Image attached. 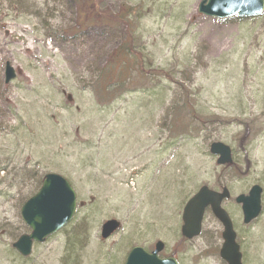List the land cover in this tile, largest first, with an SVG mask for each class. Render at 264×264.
Returning a JSON list of instances; mask_svg holds the SVG:
<instances>
[{"label":"rangeland","instance_id":"obj_1","mask_svg":"<svg viewBox=\"0 0 264 264\" xmlns=\"http://www.w3.org/2000/svg\"><path fill=\"white\" fill-rule=\"evenodd\" d=\"M83 1L0 0V264H123L131 247L156 241L178 264H226L208 209L199 236L180 235L183 206L203 185L229 190L222 207L242 264H264V10L217 19L197 13L200 0H93L90 11ZM125 7L132 16L119 22ZM83 14L110 26H80ZM124 38L140 74L103 99L96 80ZM215 141L231 164L216 163ZM49 172L68 180L76 208L22 256L12 244L30 229L19 210ZM253 184L261 211L244 224L234 198ZM107 219L121 225L103 240Z\"/></svg>","mask_w":264,"mask_h":264},{"label":"water","instance_id":"obj_2","mask_svg":"<svg viewBox=\"0 0 264 264\" xmlns=\"http://www.w3.org/2000/svg\"><path fill=\"white\" fill-rule=\"evenodd\" d=\"M263 7V0H200L197 12L204 16L220 19L231 16L254 17L262 14ZM3 75L5 83L16 76L15 70L7 61L4 64ZM209 152L217 156L216 163L219 165L232 162L231 150L222 142H212ZM261 191V187L254 184L246 195L239 194L235 197V202L241 205L244 224L259 215ZM227 198H229V192L225 187L221 191H215L207 186H201L183 207L180 232L186 239L197 236L200 233L204 210L209 207L214 217L222 225L223 242L219 249V257L226 264H242L231 220L221 207V202ZM75 206V193L68 181L56 173H46L38 190L20 207L21 220L31 231L19 236L12 246L20 255H29L34 242L44 241L46 237L57 232L71 220ZM118 228L117 220H106L101 226V238L106 239ZM162 247V242L158 241L154 250L147 253L143 248L135 246L128 252L124 264H177L173 258L159 259L157 257V253Z\"/></svg>","mask_w":264,"mask_h":264},{"label":"trees","instance_id":"obj_3","mask_svg":"<svg viewBox=\"0 0 264 264\" xmlns=\"http://www.w3.org/2000/svg\"><path fill=\"white\" fill-rule=\"evenodd\" d=\"M93 0H85L81 3V10H88L93 8ZM125 11L123 14L116 16V19H119V22L126 21L129 17L132 16L131 8L125 7ZM91 13V12H90ZM90 15V14H89ZM106 19V18H104ZM112 21V20H111ZM110 22V21H109ZM107 20L99 21L95 20V16H86L85 14L82 15L79 24L80 26L88 27L94 25H108L110 26ZM121 42L119 47L110 55L109 62L101 68L100 74L96 80V91L97 95L101 96L103 99L109 98L115 92L119 90L124 91L127 89L128 85L132 83V81L127 78L128 72L132 71L136 74L139 73V69L141 67L140 59L137 57L135 53L132 52L134 43L130 42L129 44L126 43V39ZM114 57H119V62H114ZM185 106V107H184ZM182 105L180 107V112L186 108L187 113L190 112V109H187V105ZM179 126V125H178ZM181 128V127H178ZM42 176H38L36 178V183L34 185V190L30 193V195L35 192L38 187L40 186Z\"/></svg>","mask_w":264,"mask_h":264},{"label":"flooded vegetation","instance_id":"obj_4","mask_svg":"<svg viewBox=\"0 0 264 264\" xmlns=\"http://www.w3.org/2000/svg\"><path fill=\"white\" fill-rule=\"evenodd\" d=\"M159 256H160V257H164V256L161 255V253L159 254Z\"/></svg>","mask_w":264,"mask_h":264}]
</instances>
